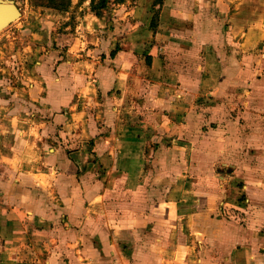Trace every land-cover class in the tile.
I'll return each instance as SVG.
<instances>
[{
    "label": "crops",
    "instance_id": "1",
    "mask_svg": "<svg viewBox=\"0 0 264 264\" xmlns=\"http://www.w3.org/2000/svg\"><path fill=\"white\" fill-rule=\"evenodd\" d=\"M132 1L0 37V264H264V16Z\"/></svg>",
    "mask_w": 264,
    "mask_h": 264
},
{
    "label": "rangeland",
    "instance_id": "2",
    "mask_svg": "<svg viewBox=\"0 0 264 264\" xmlns=\"http://www.w3.org/2000/svg\"><path fill=\"white\" fill-rule=\"evenodd\" d=\"M14 1L20 8L23 16L20 19H17L10 27L0 32V37L7 33L14 25L18 24L19 22L27 21L29 23H33L40 21L41 18L54 19V23L55 21H60V23H69L73 26L75 22L78 21L77 18L81 16V14H83L87 9V5L84 4L85 0H72V5L67 12H60L46 6H36L33 4V0ZM132 2V0H124L122 3H124L125 6H129ZM241 2L244 3L243 5H248L249 3V17L256 16L257 18H259L260 16H264V0H236V2H233V6H236ZM122 3L113 2L109 5V7L114 8ZM80 8L84 10L81 11Z\"/></svg>",
    "mask_w": 264,
    "mask_h": 264
},
{
    "label": "trees",
    "instance_id": "3",
    "mask_svg": "<svg viewBox=\"0 0 264 264\" xmlns=\"http://www.w3.org/2000/svg\"><path fill=\"white\" fill-rule=\"evenodd\" d=\"M124 0H90L91 12L97 16H102L103 12L113 2L122 3ZM160 3V0L157 1ZM33 4L36 6H46L60 12H67L71 5L72 0H33Z\"/></svg>",
    "mask_w": 264,
    "mask_h": 264
},
{
    "label": "water",
    "instance_id": "4",
    "mask_svg": "<svg viewBox=\"0 0 264 264\" xmlns=\"http://www.w3.org/2000/svg\"><path fill=\"white\" fill-rule=\"evenodd\" d=\"M21 17L22 12L14 0H0V32Z\"/></svg>",
    "mask_w": 264,
    "mask_h": 264
}]
</instances>
